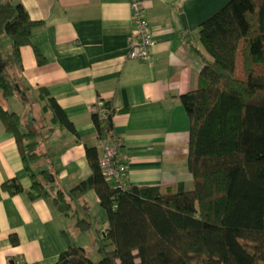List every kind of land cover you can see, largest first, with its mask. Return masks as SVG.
<instances>
[{"label":"trees","instance_id":"obj_1","mask_svg":"<svg viewBox=\"0 0 264 264\" xmlns=\"http://www.w3.org/2000/svg\"><path fill=\"white\" fill-rule=\"evenodd\" d=\"M40 23L23 0H0V92L6 99L19 90L24 46L33 45L38 63L46 61L31 38ZM199 33L205 52L186 30L204 63L201 83L181 95L191 121L186 154L191 185L124 187L105 176L102 143L120 137L116 114L128 107L104 97L92 111L98 143L85 141L91 172L68 192L56 185L57 170L41 160L39 129L28 128L21 113L0 98V117L15 133L32 178L26 187L19 177H8L4 189L27 190L67 213L76 210L75 196L95 189L108 213V226L97 228L98 260L67 231L68 246L57 259L21 264H264V0H228L203 20ZM37 99L45 119L43 139L60 128L83 138L50 90L42 87ZM77 223L81 230L92 229L90 219ZM11 237L20 240L18 234Z\"/></svg>","mask_w":264,"mask_h":264},{"label":"crops","instance_id":"obj_2","mask_svg":"<svg viewBox=\"0 0 264 264\" xmlns=\"http://www.w3.org/2000/svg\"><path fill=\"white\" fill-rule=\"evenodd\" d=\"M23 1L30 15L41 20L31 38L46 61L38 63L33 45L24 46L19 90L8 99L0 92L1 100L18 110L13 100L19 98L22 103V98H30L43 123L37 96L45 87L76 122L82 139L67 128L54 132L59 133L57 140L54 133L46 139L42 131L37 135L44 152L41 160L57 170L56 185L69 192L91 172L85 141L98 143L92 111L104 97L112 98L119 108L128 107L116 114L128 166L126 183L182 181L191 185L193 174L186 157L191 121L181 95L200 85L204 63L186 30L195 46L205 52L200 25L228 0H144L156 39L148 59L128 55L134 23L132 0ZM23 120L28 123L27 118ZM13 176L26 187L32 184L15 133L0 121V263L53 261L68 246L67 231L75 240V234L86 231L77 221L73 228L71 216L79 212L67 213L45 197L32 198L27 190L10 193L2 184ZM88 192H95L100 202L95 189L81 199L87 202ZM83 218L92 222L90 234L109 224L108 219L100 225L91 216ZM13 234L19 235V242L12 241ZM92 240L97 244V234Z\"/></svg>","mask_w":264,"mask_h":264},{"label":"built area","instance_id":"obj_3","mask_svg":"<svg viewBox=\"0 0 264 264\" xmlns=\"http://www.w3.org/2000/svg\"><path fill=\"white\" fill-rule=\"evenodd\" d=\"M133 6V31L129 42L128 55L140 59L151 57L156 39L151 30L146 14L144 0H132ZM122 139L104 142V152L101 156V165L105 176L115 181L116 185L126 187L124 172L127 169L124 152L122 150ZM1 264V263H0Z\"/></svg>","mask_w":264,"mask_h":264},{"label":"rangeland","instance_id":"obj_4","mask_svg":"<svg viewBox=\"0 0 264 264\" xmlns=\"http://www.w3.org/2000/svg\"><path fill=\"white\" fill-rule=\"evenodd\" d=\"M0 98H1V94H0ZM18 99L19 98H15L12 103H14V105L19 104L18 111L23 116V119L27 118L28 123H26V125L30 124L31 126L37 128V129L43 128L42 121H40L39 116L36 113V109H35V106H33L32 100L30 98H22V103H19ZM40 109L42 112L41 107H40ZM0 121H3V120L0 119ZM29 121L31 123H29ZM39 133L41 134V130H39ZM42 134H43V132H42ZM58 136H59V133L57 132L54 135V140H57ZM93 193H95V192H88L86 194L88 196L87 202L84 201V199H81V197H75L74 207L77 206L75 208H76V211L79 213H78L77 217L73 216V215L71 216L72 221H74V227L73 228H75L77 218H83L85 216L86 217L91 216L94 219L93 222H96V224L98 222L99 223L101 222L100 225L103 224L102 222L107 221V220L103 221L104 219H108L107 210L102 205L101 202H99L95 199V194H93ZM87 205H90V207L87 208ZM72 230H73L74 234L77 233V232H75V229H72ZM94 233L97 234L96 230H94ZM94 233L92 232V234H90V232L88 230H86L82 234H75V235L77 237L76 241L85 245L88 248L89 254L93 258L98 260L100 258V253L97 250V247H98L97 244H94V242L92 240ZM262 253H263V246H260L257 249L258 260L260 259Z\"/></svg>","mask_w":264,"mask_h":264},{"label":"water","instance_id":"obj_5","mask_svg":"<svg viewBox=\"0 0 264 264\" xmlns=\"http://www.w3.org/2000/svg\"><path fill=\"white\" fill-rule=\"evenodd\" d=\"M12 264H14V261H12Z\"/></svg>","mask_w":264,"mask_h":264}]
</instances>
